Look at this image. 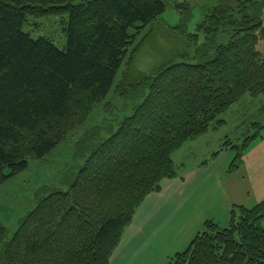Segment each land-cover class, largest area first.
I'll return each instance as SVG.
<instances>
[{"label":"trees","instance_id":"obj_1","mask_svg":"<svg viewBox=\"0 0 264 264\" xmlns=\"http://www.w3.org/2000/svg\"><path fill=\"white\" fill-rule=\"evenodd\" d=\"M167 1L184 19L200 2L0 0V185L82 127L111 90L131 108L115 129L94 131L66 189L42 186L10 238L0 225V264H108L146 196L177 176L173 152L223 126L221 115L246 95L264 96V0H211L194 32L177 26L182 60L128 72L145 38L136 39ZM50 16L60 18L63 47L24 30ZM250 124L254 133L240 144L226 139L211 159L230 146L228 170L236 169L263 137L264 124ZM167 264H264V199L235 205L225 227L205 221Z\"/></svg>","mask_w":264,"mask_h":264},{"label":"rangeland","instance_id":"obj_2","mask_svg":"<svg viewBox=\"0 0 264 264\" xmlns=\"http://www.w3.org/2000/svg\"><path fill=\"white\" fill-rule=\"evenodd\" d=\"M210 1L200 0L198 4H194L186 19L180 17L171 1H167L165 11L155 21L147 25L136 39L134 45L143 37L145 38L130 66L132 70L130 69L128 72L131 74L136 71L148 73L169 59L171 61L182 60L180 56H176L177 51L182 52L184 47L180 36L182 30L177 26L181 27L185 34L194 32L197 24L202 20L204 5ZM59 19L58 16L30 18L31 24L25 25L24 30L34 38L38 35H45L51 38L58 47H63L65 38ZM32 21L36 22V26L32 25ZM227 40L226 34L220 35L218 38L220 43H226ZM200 41H202V37H200ZM258 48L264 53L262 42ZM127 68L129 67H121L115 78V83L118 84ZM126 103L129 102L118 97L111 90L104 100L93 108L82 127L76 129L46 157L30 159L27 169L10 177L0 185V225L6 229L5 239L11 237L22 217L35 205V194L42 186H49L51 189H66L70 172L73 169L72 165L75 161H79V157L84 158L86 149H88L85 148V145L95 144L98 138H92L91 135L97 128H99L98 131H106L109 124L113 125V129H115L118 121L131 111L129 106L124 108ZM262 106H264V96L253 99L250 95H246L239 103L234 104L221 115L225 121L223 126L216 130H210L194 140H187L174 151L172 155L174 164L177 167L183 164L186 169H189L194 164H204L203 161L207 159L206 164L209 163L208 167H210L213 164L212 153L221 150L226 139H229L233 144H240L244 135L254 133L250 122L264 124ZM109 132L103 137L108 136ZM261 133L264 137V130ZM87 136H90L91 140L83 143ZM80 142H82L81 145ZM233 156L234 150L230 146L223 149L217 157L220 160L217 165L218 170L226 168L229 162H232ZM241 160L238 162L241 173L251 172L254 176L252 184H257V186L262 184L260 186H263L264 174L258 173L257 170H264V138L256 139L243 153ZM179 172H177L178 175ZM220 172L222 173V171ZM185 173L183 172L184 175ZM223 175L225 176V174ZM219 177L221 176L219 175ZM255 180H257L256 183ZM260 191L263 192L261 189L257 192Z\"/></svg>","mask_w":264,"mask_h":264},{"label":"crops","instance_id":"obj_3","mask_svg":"<svg viewBox=\"0 0 264 264\" xmlns=\"http://www.w3.org/2000/svg\"><path fill=\"white\" fill-rule=\"evenodd\" d=\"M217 157L210 167L175 164L179 175L162 179L160 191L146 196L108 264H167L188 247L205 221L225 227L235 205L250 208L264 199V185H253L251 172L242 174L239 167L229 172L230 161L221 173ZM257 172L264 174L262 169Z\"/></svg>","mask_w":264,"mask_h":264}]
</instances>
